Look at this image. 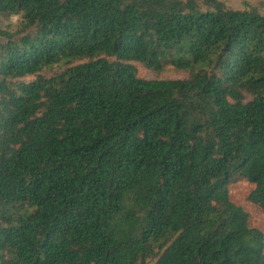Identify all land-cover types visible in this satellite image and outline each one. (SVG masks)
<instances>
[{
	"label": "trees",
	"instance_id": "16d2710c",
	"mask_svg": "<svg viewBox=\"0 0 264 264\" xmlns=\"http://www.w3.org/2000/svg\"><path fill=\"white\" fill-rule=\"evenodd\" d=\"M258 155L264 0H0V264H264Z\"/></svg>",
	"mask_w": 264,
	"mask_h": 264
},
{
	"label": "crops",
	"instance_id": "0c3cea01",
	"mask_svg": "<svg viewBox=\"0 0 264 264\" xmlns=\"http://www.w3.org/2000/svg\"><path fill=\"white\" fill-rule=\"evenodd\" d=\"M247 206L239 204L243 210L241 223L244 226L256 227L264 233V200L255 198L247 194L245 199Z\"/></svg>",
	"mask_w": 264,
	"mask_h": 264
},
{
	"label": "rangeland",
	"instance_id": "374dc122",
	"mask_svg": "<svg viewBox=\"0 0 264 264\" xmlns=\"http://www.w3.org/2000/svg\"><path fill=\"white\" fill-rule=\"evenodd\" d=\"M263 158L262 166L264 165V155H258L255 158L251 160V163L255 166L256 169H259L260 166L258 165V162ZM256 185V180H254V177H251L249 180L240 181L234 185H231V199L233 202V209L235 210L236 214L238 215V206L239 204H242L244 206H247V203L245 201L246 195L251 192L253 187ZM241 227H243L242 224H239Z\"/></svg>",
	"mask_w": 264,
	"mask_h": 264
}]
</instances>
